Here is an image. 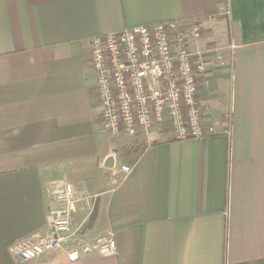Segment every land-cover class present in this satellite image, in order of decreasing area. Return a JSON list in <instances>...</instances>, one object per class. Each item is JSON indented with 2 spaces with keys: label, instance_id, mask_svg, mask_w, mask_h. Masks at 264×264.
I'll return each instance as SVG.
<instances>
[{
  "label": "crops",
  "instance_id": "obj_1",
  "mask_svg": "<svg viewBox=\"0 0 264 264\" xmlns=\"http://www.w3.org/2000/svg\"><path fill=\"white\" fill-rule=\"evenodd\" d=\"M171 21L202 28L196 99L215 134L109 135L90 41ZM141 140L134 159L124 150ZM55 181L97 197L69 222L114 255H11L48 234ZM0 264H264V0H0Z\"/></svg>",
  "mask_w": 264,
  "mask_h": 264
},
{
  "label": "built area",
  "instance_id": "obj_2",
  "mask_svg": "<svg viewBox=\"0 0 264 264\" xmlns=\"http://www.w3.org/2000/svg\"><path fill=\"white\" fill-rule=\"evenodd\" d=\"M202 28H183L176 21L152 27H134L90 41L89 60L96 79L103 128L113 137H136L152 129L170 133L171 139H202L215 134L205 125L196 97L206 71L203 53L193 49ZM120 172L129 174V166ZM52 206L47 213L48 234H33L9 247L20 263L52 252L70 261L95 254H115L111 239L86 244L81 227L71 228V216L80 208L93 209L96 196L80 194L72 185L50 183Z\"/></svg>",
  "mask_w": 264,
  "mask_h": 264
},
{
  "label": "rangeland",
  "instance_id": "obj_3",
  "mask_svg": "<svg viewBox=\"0 0 264 264\" xmlns=\"http://www.w3.org/2000/svg\"><path fill=\"white\" fill-rule=\"evenodd\" d=\"M202 30V29H201ZM203 31H201L200 33H201V38H200V40L199 41H201V39L203 38V33H202ZM198 41V42H199ZM197 42V43H198ZM196 43V44H197ZM195 44V45H196ZM140 135V134H139ZM139 135H137L136 137H130L131 138V140L132 139H136ZM149 143H147V142H145V140H141V141H139V142H133V141H130L129 142V145H128V147H127V149H125L124 151L125 152H131V154H132V157L134 158V159H136V157L139 155V153L143 150V149H145V147L148 145Z\"/></svg>",
  "mask_w": 264,
  "mask_h": 264
},
{
  "label": "water",
  "instance_id": "obj_4",
  "mask_svg": "<svg viewBox=\"0 0 264 264\" xmlns=\"http://www.w3.org/2000/svg\"><path fill=\"white\" fill-rule=\"evenodd\" d=\"M104 167L105 168H108V169H113V167H114V157H113V155H110L106 159L105 164H104Z\"/></svg>",
  "mask_w": 264,
  "mask_h": 264
},
{
  "label": "trees",
  "instance_id": "obj_5",
  "mask_svg": "<svg viewBox=\"0 0 264 264\" xmlns=\"http://www.w3.org/2000/svg\"><path fill=\"white\" fill-rule=\"evenodd\" d=\"M91 216H92V217H91V221H93V219H94V216H95V209L93 210V212H92V215H91ZM91 221H90V224H89V226H91V223H92Z\"/></svg>",
  "mask_w": 264,
  "mask_h": 264
}]
</instances>
